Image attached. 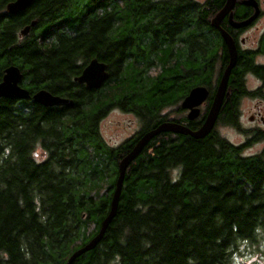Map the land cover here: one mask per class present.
Returning <instances> with one entry per match:
<instances>
[{
    "label": "trees",
    "instance_id": "obj_1",
    "mask_svg": "<svg viewBox=\"0 0 264 264\" xmlns=\"http://www.w3.org/2000/svg\"><path fill=\"white\" fill-rule=\"evenodd\" d=\"M13 1L0 0V81L16 66L30 96L46 90L72 106L0 98V264H65L99 231L139 137L162 122L201 126L227 63L210 26L226 0H32L9 14ZM246 56L230 70L212 131L150 139L125 170L102 239L71 264H232L242 243L264 241V148L244 154L264 134L242 127L236 108L243 72L264 68ZM92 59L109 74L98 89L74 81ZM196 85L209 95L188 121L180 103ZM117 108H132L140 128L107 146L99 125Z\"/></svg>",
    "mask_w": 264,
    "mask_h": 264
},
{
    "label": "water",
    "instance_id": "obj_2",
    "mask_svg": "<svg viewBox=\"0 0 264 264\" xmlns=\"http://www.w3.org/2000/svg\"><path fill=\"white\" fill-rule=\"evenodd\" d=\"M31 1L32 0H15L7 4L6 11L9 14H16L27 8ZM234 1L235 0H226L225 6L220 9V11L211 21L212 26L218 27L219 21L231 11V8H233ZM33 25L34 22L30 24V26ZM243 25H245V23L235 26L240 27ZM30 26H26L23 30H21L20 34L22 36L27 35L30 30ZM220 31V34L222 35L225 44L228 47V62L224 70H222V75L217 82V87L210 102V106L209 108H207L208 112L204 120L202 121L201 126L197 130L192 132V130L180 123H175L172 121H168V123L162 122L156 128L145 132L137 140L133 148L120 160L118 164V175L115 181V187L111 197L109 211L101 221L99 231L92 239H90L87 244H85L82 248L76 250L65 264H71L77 257L82 255L83 253L93 250L100 242L107 226L116 214L125 170L129 166V164L139 155L142 148H144L145 144L150 139H152L157 134L166 132L179 135H188L193 139H202L212 131L216 122L215 120H217L220 111L219 108L222 105L224 95L226 93V83H228V78L231 72L230 70H232V68L234 67L237 56V52L235 47L233 46L234 44L232 40L224 30ZM108 77L109 74L107 71V65L105 63L99 62L96 59H92L84 67L81 74L74 78V81L78 84L85 85L87 89H98L108 79ZM21 78V71L16 66L11 65L5 68L2 80L0 81V98L26 100L31 97L35 103L40 104L44 107L72 106L71 100L61 98L59 96H54L46 90H39L30 96L29 92L21 86ZM207 95H209V91L205 86L196 85L192 89H190L186 96L183 97V100L180 103V108L181 110L186 111V119L188 121H192L198 118L201 113V109L199 108L207 101Z\"/></svg>",
    "mask_w": 264,
    "mask_h": 264
},
{
    "label": "flooded vegetation",
    "instance_id": "obj_3",
    "mask_svg": "<svg viewBox=\"0 0 264 264\" xmlns=\"http://www.w3.org/2000/svg\"><path fill=\"white\" fill-rule=\"evenodd\" d=\"M194 1L196 3H203L205 0H202V1L194 0ZM242 23H245V25L240 26V27L235 26V25H239ZM210 26L213 28V35L215 36V39L217 41L216 44L214 45L217 53L222 54L226 51V54L228 56V47L226 46L225 41L222 35L220 34L221 33L220 30H224L225 33L229 36V38L232 40L234 44L233 46L235 47L236 52H237L236 59L240 54H245L247 55L246 58L250 60V63L253 67L264 68V0H235L233 8H231V11L219 21L218 27L212 26L211 22H210ZM227 62H228V59H227ZM249 77L254 79L253 82H256L255 85H251L249 83V80H248ZM242 80H243L242 81L243 89L245 90V93L247 92L249 94L247 93L244 94L245 96L242 97L237 103L236 108L239 114V119L241 118L240 106L243 100L248 99L249 101H256L258 103H264V71L263 72H259V71L253 72L250 70H246L243 72ZM205 104L202 106V108L205 107ZM113 111H118L120 113L129 115L133 117L137 123H139L136 116L131 112L132 108H121V109L117 108ZM258 115H259L258 122H255L254 120H252L253 117L251 116L249 119L250 125L245 128L250 129V130L257 129L260 133L264 134V113L261 115V112L258 111ZM240 124H241V121H240ZM222 127H228L229 129L236 130L232 126L229 127V125H222ZM138 130L126 136L119 144H121L122 142L126 140H130L131 138H133L135 134L138 132ZM239 134L242 136L243 142H244L245 135L242 133H239ZM105 144L109 146L106 142ZM255 144H263L262 148H264V140H262L261 142H257Z\"/></svg>",
    "mask_w": 264,
    "mask_h": 264
},
{
    "label": "rangeland",
    "instance_id": "obj_4",
    "mask_svg": "<svg viewBox=\"0 0 264 264\" xmlns=\"http://www.w3.org/2000/svg\"><path fill=\"white\" fill-rule=\"evenodd\" d=\"M248 80L251 85H255L256 82H253L254 79L249 77ZM240 108L241 118L239 120L241 121L242 127H248L250 125L249 119L251 116L253 117L252 120L258 122V111L261 112V115L264 113V103L249 101L248 99L242 101ZM138 128L139 124L133 117L118 111H112L100 122L99 132L109 146H117L126 136L134 133ZM217 133L234 145L243 143L242 136L234 129L220 125L217 128ZM262 147L263 144H255L246 149L244 154L253 155L259 152ZM34 156L38 160L46 157L40 148L35 150ZM231 256L232 264H264V241H259L258 245L242 243L238 251Z\"/></svg>",
    "mask_w": 264,
    "mask_h": 264
}]
</instances>
